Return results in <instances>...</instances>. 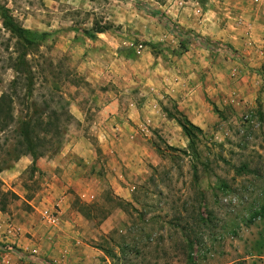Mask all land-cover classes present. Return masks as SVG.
Here are the masks:
<instances>
[{
    "label": "clouds",
    "instance_id": "9594fccd",
    "mask_svg": "<svg viewBox=\"0 0 264 264\" xmlns=\"http://www.w3.org/2000/svg\"><path fill=\"white\" fill-rule=\"evenodd\" d=\"M0 7V264L264 262V0Z\"/></svg>",
    "mask_w": 264,
    "mask_h": 264
},
{
    "label": "rangeland",
    "instance_id": "374dc122",
    "mask_svg": "<svg viewBox=\"0 0 264 264\" xmlns=\"http://www.w3.org/2000/svg\"><path fill=\"white\" fill-rule=\"evenodd\" d=\"M261 71H262V73H264V66H262ZM225 185H226V181H220L221 188H223ZM201 199H202V197H201ZM258 211L260 214H264V206H262ZM202 218H203V216H202ZM194 247L195 246L193 244L189 245V249L192 251H194ZM252 249H253V251H258L262 255H264V233H261L260 239L253 243ZM190 264H194V260H192L191 257H190ZM261 264H264V262H261Z\"/></svg>",
    "mask_w": 264,
    "mask_h": 264
},
{
    "label": "trees",
    "instance_id": "16d2710c",
    "mask_svg": "<svg viewBox=\"0 0 264 264\" xmlns=\"http://www.w3.org/2000/svg\"><path fill=\"white\" fill-rule=\"evenodd\" d=\"M0 20L2 22H5V23H7L9 25L14 26L13 17L10 14L9 10H7L6 8L0 7ZM201 219L203 220L202 216H201ZM189 245H191V244H189Z\"/></svg>",
    "mask_w": 264,
    "mask_h": 264
}]
</instances>
